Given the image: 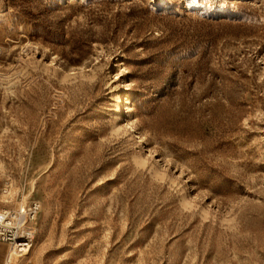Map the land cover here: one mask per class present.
I'll return each mask as SVG.
<instances>
[{"label": "rangeland", "instance_id": "374dc122", "mask_svg": "<svg viewBox=\"0 0 264 264\" xmlns=\"http://www.w3.org/2000/svg\"><path fill=\"white\" fill-rule=\"evenodd\" d=\"M26 200L18 264H264V0H0V207Z\"/></svg>", "mask_w": 264, "mask_h": 264}, {"label": "built area", "instance_id": "2783aa9c", "mask_svg": "<svg viewBox=\"0 0 264 264\" xmlns=\"http://www.w3.org/2000/svg\"><path fill=\"white\" fill-rule=\"evenodd\" d=\"M39 209L37 200L0 207V242L7 247L8 264H14V258L18 260L31 251L37 235L35 219Z\"/></svg>", "mask_w": 264, "mask_h": 264}, {"label": "bare ground", "instance_id": "6f19581e", "mask_svg": "<svg viewBox=\"0 0 264 264\" xmlns=\"http://www.w3.org/2000/svg\"><path fill=\"white\" fill-rule=\"evenodd\" d=\"M72 68H73V67H72ZM3 247H4V246H3ZM1 249H2V246L0 245V255H1ZM2 254H3V253H2ZM27 255H29V254H27ZM27 255H26V256H27ZM16 260H17V258H14V260H13V261L15 262L14 264H18V262H19L20 259H18L17 261H16ZM2 263H3V264H8V263L6 262V252H5L4 259L1 260V258H0V264H2ZM12 264H13V263H12Z\"/></svg>", "mask_w": 264, "mask_h": 264}]
</instances>
